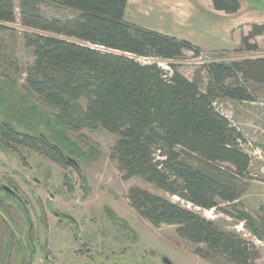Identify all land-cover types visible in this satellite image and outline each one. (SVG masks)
Segmentation results:
<instances>
[{
  "label": "trees",
  "instance_id": "trees-1",
  "mask_svg": "<svg viewBox=\"0 0 264 264\" xmlns=\"http://www.w3.org/2000/svg\"><path fill=\"white\" fill-rule=\"evenodd\" d=\"M43 1L53 0H18L16 13L14 0H0V33L17 19L34 31L24 34L26 46L33 49L26 75L30 90L60 107L64 115L60 120L70 125V113L84 101L85 122L117 137L109 160L123 181L138 178L205 211L230 205L252 234L264 240L263 219L255 220L236 205L244 193L242 182L249 180L250 158L240 146L244 139L212 105L218 99L253 101L247 84L264 85V57L204 65L208 82L202 92L200 76L188 80L172 63L184 52L198 58L200 49L126 22L128 0H60L75 13L64 20L44 16L39 9ZM210 1L213 10L227 15L240 9L238 0ZM262 35L264 25H250L239 50L259 52L254 39ZM0 135L5 144L38 147L49 160L72 167L81 177L80 167L68 164L65 157L77 162L85 152L64 133L53 130L50 138L40 133L39 141L33 142L31 136L2 125ZM40 135L58 149L40 146L38 142L44 141ZM126 199L153 227H175L178 238L195 246L194 254L212 264H253L257 259L253 244L218 230L186 207L138 187L129 188Z\"/></svg>",
  "mask_w": 264,
  "mask_h": 264
},
{
  "label": "rangeland",
  "instance_id": "rangeland-1",
  "mask_svg": "<svg viewBox=\"0 0 264 264\" xmlns=\"http://www.w3.org/2000/svg\"><path fill=\"white\" fill-rule=\"evenodd\" d=\"M242 1L248 3L249 6L246 8L252 20L259 17L261 11L264 12V0ZM196 3L201 4L206 11L211 7L210 0H199V2L198 0H129L125 20L135 26L159 32L169 25L171 27L166 28L169 35L190 43L200 41V44L206 45L204 51L200 50L201 55L198 58H194L190 52H184L181 57L172 61L177 71L186 79L192 80L195 75L200 76L202 81L200 90L203 92L208 82L206 72L203 70L204 65L210 62L230 63L245 58L264 57V46L255 54H245L240 51V40L233 47L231 41L218 30L221 25L220 17L231 19L221 14H217L220 17L215 20V24L212 23L213 21L209 24L210 29H217V34L214 36L217 39L205 37L204 34L207 31L204 32V30L193 34L192 28L195 23H192V27L186 24L177 25L178 17L183 20L199 12L197 9L200 10V8L194 7ZM14 6L17 13L18 0H14ZM39 9L48 18L64 20L75 16L72 10L61 5L60 0L40 2ZM208 17L212 18L211 15ZM236 32L237 35L240 34L239 30ZM25 33H34V31L23 28L18 19L15 23L6 25L5 31L0 33V127L5 125L21 135L31 136L34 139L33 142L39 141L40 133L47 138H50L53 130L64 133L72 145L85 152V157L77 160L82 178L72 167L49 161L38 147L29 146L23 142L5 144L1 140V135L0 163L4 165H0V176L14 180L16 189L23 195V199L27 200L30 208H32V202L27 198L28 185L36 189L35 192L39 195L44 207L48 203L46 192L52 193L54 195L52 203L57 204L54 208L64 216L72 215L71 219L75 214L71 207H77L76 210L79 209V213L83 214H87L90 209L101 210L102 207H110L119 221V226L116 225L114 228L119 230L117 227H120V233L126 235V237L122 236L124 241L122 245H127V247L119 246L115 254L110 253L105 257L96 258L94 263L86 257L76 259L70 252L87 243V232L81 231L79 237L82 239L78 240L75 237L76 229L71 223L65 221L52 224L54 219L48 215V224L52 225L48 229L39 226L37 235L36 231L34 234L38 238L33 237V242L30 244L28 233L23 235L19 232L16 237L17 232L9 226L11 233L18 238L21 252L30 251L29 262L32 256L34 264L39 258L44 259L48 249L53 262L60 260L65 264H164L163 259L170 261L171 264H212L196 256L195 246L178 238L175 227L155 228L129 206L126 199L127 191L131 187H138L186 207L198 216L212 221L218 230L235 234L253 244L257 251V259L253 264H264V240L252 234L249 228L236 217L232 206L219 204L216 210L205 211L192 208L178 198L170 197L138 178L123 181L122 174L109 160L110 150L117 141V137L98 126L85 122L84 101H78L77 109L70 113V125L63 119L60 120V116H64L60 107L49 105L30 90L26 75L28 68L32 65L33 49L26 46ZM242 33L244 34V31ZM215 43L219 44L210 46ZM159 66L169 70L163 62H159ZM247 88L253 96L251 102L221 99L217 101L221 109L227 110L232 115L230 124L245 139L246 142H241V149L249 155L251 160L248 169L249 180L242 182L244 193L236 205L239 210L250 214L255 220L263 219L264 221V173L260 171L261 165L254 154L260 152L261 156H264V85L248 83ZM78 125L81 128H77ZM19 175L21 178L18 177ZM32 178L40 180L41 186L36 185ZM23 179L26 180V184L22 182ZM56 191H61L60 197H56ZM0 198L3 200L0 201V209L11 215V220L18 225V220L14 217L16 211L11 207L12 204L17 206L14 199L3 192H0ZM0 215L4 217L2 213ZM105 227H109L112 233V227L108 222L105 223ZM4 231L5 228L0 223V234L5 235ZM8 239L11 243L10 235ZM17 255V247H10L7 264H15ZM38 264H41V261H38ZM46 264L51 263L47 260Z\"/></svg>",
  "mask_w": 264,
  "mask_h": 264
},
{
  "label": "flooded vegetation",
  "instance_id": "flooded-vegetation-1",
  "mask_svg": "<svg viewBox=\"0 0 264 264\" xmlns=\"http://www.w3.org/2000/svg\"><path fill=\"white\" fill-rule=\"evenodd\" d=\"M40 146H44L46 149L51 150L53 148L49 143L46 141H40L38 142ZM54 149V148H53ZM55 150V149H54ZM48 160L49 158L46 157ZM59 159L63 161L64 157L59 155ZM51 161V160H49ZM59 161V160H58ZM54 162V161H51ZM56 163V162H55ZM1 166L4 164L0 163ZM61 165V164H60ZM65 167H68L65 165ZM20 177V175L18 176ZM80 177V176H79ZM5 178V177H4ZM2 176H0V188L3 186L7 187L14 193L11 194L9 192H6L4 190H0V192H3L4 194H7L11 196L15 204H8L11 205L12 208L16 211V215H14L15 218L18 220V225L14 223L11 220V215H8L5 213L2 209H0V213L4 215H0V223L1 225L5 228V235L2 233L0 234V264H7L8 261V254L10 247L15 246L17 247V257L15 264H34L33 262V256L31 258V262H29V256H30V251H23L21 252L19 242L17 241L18 238V233L22 232L28 233V242H33V237L38 238V236H35V231L37 235V230L39 226H44L47 229L55 223H62L65 221H68L69 223L72 224V226L75 227V237L78 240H81L82 238L79 237V234L81 231L87 232L86 238L88 239L87 243H84L83 246L78 247L77 249L73 250L70 252L71 256L76 258V259H82L86 257L87 259L90 260V262L94 263V260L98 257H105L107 255L115 254L117 251V248L120 247H127V245H122L123 237L120 233V227L119 230L115 229L114 227L116 225L119 226V221L117 220L116 214L113 210L109 208H104L102 207L101 210L95 208V210L90 209L87 214H83L82 212L79 213V209L76 210L75 207L73 208V211L75 212L73 219L72 215H63L59 210L55 209L56 203H52L54 195L52 193H49L48 191L46 192L48 195V203L47 206L44 207L41 204V199L39 195L36 194L34 187L32 186H27L28 189V195L27 198L32 202V208L28 207L27 205V200L23 199V195L20 193L19 190L16 189V184L14 180L11 178H6L4 179ZM21 178V177H20ZM35 182L36 185L39 187L41 186V181L36 180L32 178ZM24 184H26V180H22ZM46 184H44V187L46 189ZM56 197H60L61 191H56L55 192ZM0 201H3L0 198ZM48 215L53 217V223L49 225L48 223ZM88 218V219H87ZM109 223L112 227V233H110L109 227H105V223ZM70 225V224H69ZM12 226L13 229L17 232L16 237L11 233L10 227ZM71 226V225H70ZM67 227V225H66ZM124 228V227H123ZM90 229V230H88ZM8 233V234H7ZM11 236L12 241L10 243V240L8 239V236ZM128 236V235H127ZM126 237V235L124 236ZM18 242V244H17ZM29 244H27L29 246ZM120 246V247H119ZM119 250V249H118ZM47 254L45 255V258H39L36 261V264H38V261H41V264H46V261L49 260L51 264H65L63 261H55L53 262L52 257L50 256V252L48 249H46Z\"/></svg>",
  "mask_w": 264,
  "mask_h": 264
},
{
  "label": "crops",
  "instance_id": "crops-1",
  "mask_svg": "<svg viewBox=\"0 0 264 264\" xmlns=\"http://www.w3.org/2000/svg\"><path fill=\"white\" fill-rule=\"evenodd\" d=\"M238 1L240 3V9L236 14H233V15H227V14H224L223 12H217V11L213 10L212 5H209L211 7H209V10L206 11V9H203L201 4L196 3L197 5L194 4V7L200 8V10L197 9V11H199V12H197L196 15H190L187 19H183V20L178 17L177 18V25L178 24H184V25L186 24V25L192 27V23H195L194 27L192 28V29H194V30H192L193 34H195V32H197V31L200 32V30L201 31L204 30V32L207 31V33L204 34L205 37L207 36L210 38L217 39V37H214L217 34V29L216 28L210 29V27H211V26H209V24H211L210 21H213L212 23L215 24V20H217V18L220 17V15H217V14H221L223 16L230 17L231 19H229V20L228 19H222L223 17L219 18V19H221V25L218 27L219 28L218 30L226 38H228L229 41H231L232 46L235 47L239 43V40L241 39V35L243 34L242 31H244V34L242 36H245L249 32L248 25H252V24L264 25V12L263 11L260 12L259 17H256L255 20H252V18H249L250 12H249L248 8H246L249 6L248 3H246V2L244 3L242 0H238ZM198 2H199V0H198ZM244 5H245V7H244ZM253 13H255V11ZM208 14L211 15V17H212L211 19H209ZM204 15H206V16H204ZM249 20H251V21H249ZM178 22H180V23H178ZM249 22L252 24H250ZM207 23H208V25H207ZM169 27H171V26L168 25L167 27H165V29L162 32H159V31H156V32L161 33V34H165V35H169L168 34L169 32L166 29ZM236 29L239 30V32H240L239 35H237ZM198 32H197V34H198ZM212 33H213V35H212ZM202 35L203 34H201V36ZM169 36H171V35H169ZM202 38H200V39H202ZM220 40H222V39H220ZM254 42L258 45L259 50H262L261 48H262V46H264V35L256 37L254 39ZM219 43H215V45H210V46L214 47V46H217ZM191 44L197 46L202 51H204V48H206L205 47L206 45L200 44V41L198 43L197 42H191Z\"/></svg>",
  "mask_w": 264,
  "mask_h": 264
},
{
  "label": "built area",
  "instance_id": "built-area-1",
  "mask_svg": "<svg viewBox=\"0 0 264 264\" xmlns=\"http://www.w3.org/2000/svg\"><path fill=\"white\" fill-rule=\"evenodd\" d=\"M213 105V107L215 108V110L221 115V116H223L226 120H228V122L230 123V121H231V114H229L228 113V111L226 110H224V109H221V105L218 103V101L216 100V101H214V103L212 104ZM244 141H245V139H244ZM246 142V141H245ZM249 144V143H248ZM240 146H242V145H240ZM255 154V156H257V158H258V162H259V164L261 165L260 166V171L262 172V173H264V156H261V153L260 152H258V153H254ZM254 154H253V156H254ZM249 156V155H248ZM250 158V157H249ZM250 162H251V160H250Z\"/></svg>",
  "mask_w": 264,
  "mask_h": 264
},
{
  "label": "water",
  "instance_id": "water-1",
  "mask_svg": "<svg viewBox=\"0 0 264 264\" xmlns=\"http://www.w3.org/2000/svg\"><path fill=\"white\" fill-rule=\"evenodd\" d=\"M40 137L44 140V141H47L46 137L43 136V135H40ZM53 148H57L56 145L54 144H50ZM58 149V148H57ZM65 160L68 164L74 166L75 168H78V163L76 162V160H74L73 158H70V157H65ZM0 190H4L6 192H9L11 194L14 195V193L12 191H10V189H8L7 187L3 186L2 188H0ZM163 263L164 264H171L170 261L166 260V259H163Z\"/></svg>",
  "mask_w": 264,
  "mask_h": 264
}]
</instances>
